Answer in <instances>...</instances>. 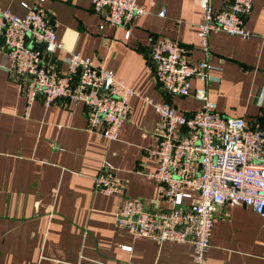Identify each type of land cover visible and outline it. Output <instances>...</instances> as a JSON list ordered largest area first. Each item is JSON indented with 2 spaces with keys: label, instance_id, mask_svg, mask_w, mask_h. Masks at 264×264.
<instances>
[{
  "label": "crops",
  "instance_id": "1",
  "mask_svg": "<svg viewBox=\"0 0 264 264\" xmlns=\"http://www.w3.org/2000/svg\"><path fill=\"white\" fill-rule=\"evenodd\" d=\"M137 1L145 13L125 28H99L102 15L90 0H0V8L18 16L25 14V2L50 17L63 47L48 56L56 72L65 71L62 58L74 51L137 91L116 138L108 141L88 131L82 103L58 98L46 106L37 98L26 107L17 77L4 69L9 59L0 40V264H192L191 244L152 242L114 223L124 198L138 197L147 211L170 208L148 177L155 167L148 152L156 147L157 115L145 99H167L181 114L200 107L192 96L166 95L155 82L149 59L155 40H175L191 63L206 59L212 67L206 90L216 110L264 131V0H252L244 21L249 37L211 33L206 54L198 43L202 14L194 0ZM229 2L210 0L216 10ZM104 162L120 192L93 187ZM205 264H264V220L242 205L220 206Z\"/></svg>",
  "mask_w": 264,
  "mask_h": 264
},
{
  "label": "built area",
  "instance_id": "2",
  "mask_svg": "<svg viewBox=\"0 0 264 264\" xmlns=\"http://www.w3.org/2000/svg\"><path fill=\"white\" fill-rule=\"evenodd\" d=\"M90 3L92 11L102 15L99 28H125L133 18L145 13L137 0ZM194 3L202 14L197 38L204 54L211 33L250 36L244 21L252 9V0H230L227 7L217 10L210 0ZM20 5L25 10L23 16L0 8V40L9 59L4 69L17 77L26 107L37 98L46 106L58 98L82 103L88 111V131L114 140L127 117L128 100L137 91L112 70L98 67L74 51L62 58L65 71L56 72L48 56L63 47L55 36L54 23L35 4ZM164 12L161 8L157 15L162 17ZM127 36L125 30L124 38ZM149 59L154 80L166 95L192 96L200 107L181 114L167 99H145L157 115L156 147L148 152L155 167L148 177L170 208L147 211L138 197L124 198L114 213V223L116 228L152 242L189 243L192 264H205L212 221L220 206L242 205L264 220V131L248 126L242 117L226 116L216 110L206 90L212 68L206 59L189 62L186 49L164 37L153 42ZM191 78L202 86L190 87ZM99 123L102 127L97 129ZM111 169L104 162L92 177L93 187L107 195L122 189Z\"/></svg>",
  "mask_w": 264,
  "mask_h": 264
},
{
  "label": "water",
  "instance_id": "3",
  "mask_svg": "<svg viewBox=\"0 0 264 264\" xmlns=\"http://www.w3.org/2000/svg\"><path fill=\"white\" fill-rule=\"evenodd\" d=\"M44 44H42V46H43Z\"/></svg>",
  "mask_w": 264,
  "mask_h": 264
}]
</instances>
